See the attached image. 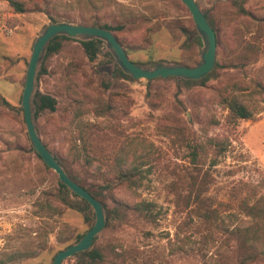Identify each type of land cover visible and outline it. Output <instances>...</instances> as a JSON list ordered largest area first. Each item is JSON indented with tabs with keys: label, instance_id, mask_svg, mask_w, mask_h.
Wrapping results in <instances>:
<instances>
[{
	"label": "rangeland",
	"instance_id": "rangeland-1",
	"mask_svg": "<svg viewBox=\"0 0 264 264\" xmlns=\"http://www.w3.org/2000/svg\"><path fill=\"white\" fill-rule=\"evenodd\" d=\"M24 1L28 10L16 12L0 0V264H54L65 231L83 233L96 216L47 207L48 200L62 206L59 176L34 149L25 122L33 45L52 23L46 11L122 24L114 33L146 67L196 66L205 41L182 0ZM196 1L217 31L219 65L207 79L127 78L107 41L90 60L83 37L63 39L39 64L34 93L57 104L37 115L33 106L37 132L105 204L107 222L93 244L105 256L99 264H264L243 240L246 228L264 239V95L251 92L264 81V0ZM228 92L253 109L252 118H231ZM218 139L228 142L221 155ZM122 158L143 167L139 186L113 178ZM108 182L113 187L103 188ZM140 201L150 211L130 207ZM64 264L82 262L71 256Z\"/></svg>",
	"mask_w": 264,
	"mask_h": 264
},
{
	"label": "water",
	"instance_id": "water-1",
	"mask_svg": "<svg viewBox=\"0 0 264 264\" xmlns=\"http://www.w3.org/2000/svg\"><path fill=\"white\" fill-rule=\"evenodd\" d=\"M182 1L188 7L192 18L205 41V47L202 52V61L196 66L158 63L153 67H146L138 64L129 57L123 44L119 41L112 30L98 25L52 22L46 26L33 45V52L28 64L26 82L22 95V107L29 137L34 149L41 155L47 166L55 170L59 179L72 191L85 198L93 206L96 213V222L93 227L89 229L79 241L60 250L54 258V264H64L66 258L77 252L89 249L93 244L94 237L105 227L106 215L103 203L68 174L37 132L33 118L32 98L35 91L38 67L44 57L47 45L57 34H67L71 37H83L84 39L97 37L107 41V44L113 51L119 65L125 72L131 74L134 78L154 79L157 77L177 76L186 79H199L208 74L215 66L217 35L206 12L202 10L196 0Z\"/></svg>",
	"mask_w": 264,
	"mask_h": 264
},
{
	"label": "trees",
	"instance_id": "trees-1",
	"mask_svg": "<svg viewBox=\"0 0 264 264\" xmlns=\"http://www.w3.org/2000/svg\"><path fill=\"white\" fill-rule=\"evenodd\" d=\"M9 2L14 7L16 12H25L28 10V7H27L24 0H9ZM239 8H240V11H242L244 13L247 12L246 8L243 5H239ZM46 13H47L48 17L50 18L51 22L98 25V26L110 29L112 31L115 28L116 29H123L124 28V26L122 24H118L115 26H112L109 24H99L98 20H91V19H87L84 17H82V18H80V20H78L73 15L67 14V13H60V12L51 13L49 11H46ZM208 19H209V17H208ZM209 21H210L211 25L213 26L214 30L216 31L215 25L213 24V22L210 19H209ZM216 35H217V31H216ZM116 37L119 39V37L117 35H116ZM69 38H71V36H69L67 34L55 35L49 41V43L47 45L45 57H48L49 55L58 52L62 46V40L63 39H69ZM80 41H81L89 59L95 60L100 49H101V45L103 44L104 40L101 38L95 37V38H91V39H80ZM119 41H120V39H119ZM136 63H138V62H136ZM138 64H140V63H138ZM216 64L219 65V63H217V57H216L215 65ZM118 68H119L120 72L125 77L131 78V79L134 78L131 74L125 72L121 67L118 66ZM46 70H47L46 67L42 66V68L40 69V73L46 72ZM212 70L208 74L204 75L202 77V79L209 78ZM171 77H176V76H171ZM180 78L183 79L184 81L188 82V83L198 82V79H185L183 77H180ZM148 80L150 81L153 79H148ZM239 90H241V89H239ZM251 92L254 95H264V81L258 79ZM239 93H241V92H239ZM4 102L6 104H8L9 106H11L10 102H8L6 99H4ZM224 103H226L227 107L229 108L230 116L233 120L249 119V118H252V116H253V109L245 101H243L239 97V94H237V93L228 92L224 96ZM56 104H57V100L55 97H53L49 94L42 93L41 91H36L33 95V98H32V106H34L36 108L35 115H37L38 112H40L44 109L49 108L50 110H55ZM33 115H34V112H33ZM214 143H215L218 155L223 154L228 148V142L225 139L215 140ZM53 154L58 159L60 164L65 168V170L68 172V174L75 181L80 183L82 186H84L86 189H88L97 199H99L95 193H93L88 187H86L84 184H82L75 176H73L71 174V172H69V170H67L66 166L63 164V160L57 154H55L54 152H53ZM39 156L41 157L40 154H39ZM112 171L114 173L113 178H115V180H117L120 184H127V186L132 187V188L135 186L136 187L139 186L142 182V179L144 178V169L140 165V163H138L136 158H134L133 161H131L130 163H128L124 158L118 160L113 165ZM110 179L111 178H109L108 181ZM102 187L103 188H112L113 185H112V182H108V183L102 185ZM58 191H59L58 197L61 201L62 206L58 208L51 201L48 200L46 202V205L48 208L57 210V212H61L62 208L65 205H67V206H70L74 209H77L79 211L84 212L85 217L88 220L92 219V217L90 215L91 210L93 211V215L96 216V213H95L93 206L85 198L81 197L80 195H78L77 193L72 191L60 179L58 180ZM70 196L76 197L79 201H71ZM100 201H102V200H100ZM102 203H104V202L102 201ZM130 207L136 211H145V212L150 211V206H149L148 201L135 202V203H132ZM95 222H96V218L93 221L92 225L89 227V229H91L93 227ZM106 222H107V218H106ZM88 230H86L83 233H78L74 236H72L70 234L67 235L68 231H65V233H64L65 235H64V237H62V241L66 242V245L60 250H63L65 248H67L68 246H70L71 244L79 241L81 239V237ZM97 236L98 235H96L94 237L93 244L97 240ZM243 240L247 246L254 249L258 255H260L264 258V239L257 233L255 228H248V229L246 228ZM93 244L91 245V247L89 249L77 252L72 256H76V257L81 258L82 264H99L100 262H102L104 260L105 256H104L103 252H101L100 249L93 247Z\"/></svg>",
	"mask_w": 264,
	"mask_h": 264
}]
</instances>
